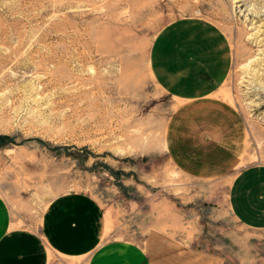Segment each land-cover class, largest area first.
Instances as JSON below:
<instances>
[{
	"label": "rangeland",
	"instance_id": "obj_1",
	"mask_svg": "<svg viewBox=\"0 0 264 264\" xmlns=\"http://www.w3.org/2000/svg\"><path fill=\"white\" fill-rule=\"evenodd\" d=\"M188 17L228 43L211 99L241 131L230 152L170 135L190 108L157 85L149 54ZM250 164H264V0H0V197L14 226L37 228L51 200L82 193L102 204L110 240L167 228L224 264H264V230L227 204Z\"/></svg>",
	"mask_w": 264,
	"mask_h": 264
},
{
	"label": "crops",
	"instance_id": "obj_2",
	"mask_svg": "<svg viewBox=\"0 0 264 264\" xmlns=\"http://www.w3.org/2000/svg\"><path fill=\"white\" fill-rule=\"evenodd\" d=\"M149 63L157 85L190 108L181 115L180 131L172 127L170 135H207L210 148L233 151L241 135L234 114L211 99L230 65L224 33L202 19H178L155 37ZM209 156L218 162L214 151ZM229 183L227 204L235 219L264 230V164L242 167ZM7 208L0 197V264H224L218 253L179 240L167 228L150 230L141 244L108 239L104 208L87 194L55 197L37 228L14 226Z\"/></svg>",
	"mask_w": 264,
	"mask_h": 264
}]
</instances>
